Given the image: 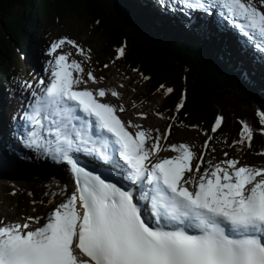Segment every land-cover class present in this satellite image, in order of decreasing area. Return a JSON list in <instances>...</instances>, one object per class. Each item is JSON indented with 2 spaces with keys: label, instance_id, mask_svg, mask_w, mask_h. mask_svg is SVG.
Instances as JSON below:
<instances>
[{
  "label": "snow or ice",
  "instance_id": "obj_1",
  "mask_svg": "<svg viewBox=\"0 0 264 264\" xmlns=\"http://www.w3.org/2000/svg\"><path fill=\"white\" fill-rule=\"evenodd\" d=\"M160 2L207 10L204 0ZM213 3L264 49V0ZM65 44L84 54L76 41L62 38L51 44L48 55ZM117 53V59L124 58L126 48ZM50 75L47 84L39 81L42 94L32 93L36 99L27 117L32 131L23 143L67 164L77 191L43 217L0 219V264H264V167L228 159L209 161V169L201 171V163H193L196 153L185 143L170 146L175 156L152 160L155 152L168 150L161 145L166 134H131L128 127L142 126L122 121L117 115L126 111L122 105L99 99L109 95L105 88L87 87L88 81L98 84L103 77L85 72L81 62H69L64 54L54 56ZM173 92L166 88L167 94ZM110 95L119 98L120 92L113 89ZM185 100L182 95L177 110ZM224 121L218 115L211 131L217 132ZM259 121L264 125V111ZM253 137V128L244 123L234 143L251 147ZM81 152L110 165L117 178L81 166L74 155ZM121 179L137 189L125 187Z\"/></svg>",
  "mask_w": 264,
  "mask_h": 264
},
{
  "label": "trees",
  "instance_id": "obj_2",
  "mask_svg": "<svg viewBox=\"0 0 264 264\" xmlns=\"http://www.w3.org/2000/svg\"><path fill=\"white\" fill-rule=\"evenodd\" d=\"M149 2L0 0V120L3 104L18 91L19 72L26 67L24 60L50 49L64 28L82 22L101 44L95 64L91 62L93 69L102 70L108 60L117 57V49L126 48L118 66L142 79L147 77L144 80L149 95L163 94L158 113L173 128L201 134L208 142V152L212 149L214 153H228L239 146L234 142L240 139L243 124L247 123L254 131L248 154L254 159L264 157L259 154L264 152V125L259 121V114L264 111L263 91L246 78L240 62L228 56L224 39H217L195 23L183 24L185 32L177 24L173 27L156 21L146 13L155 14ZM89 42L94 43L91 39ZM168 87L174 92L167 94ZM182 95L186 96L185 106L177 110ZM218 115L224 116L225 121L213 133ZM8 132V126L3 132L0 125V144L6 149ZM32 156L27 151L22 156L23 165L31 166ZM33 198L26 191L18 193L15 210L19 216L28 214L27 203Z\"/></svg>",
  "mask_w": 264,
  "mask_h": 264
},
{
  "label": "rangeland",
  "instance_id": "obj_3",
  "mask_svg": "<svg viewBox=\"0 0 264 264\" xmlns=\"http://www.w3.org/2000/svg\"><path fill=\"white\" fill-rule=\"evenodd\" d=\"M154 3H156L158 6L162 4L160 0H152ZM257 4H259L260 0H254ZM164 4V3H163ZM179 4L172 5L171 3L166 4L167 7H169L170 10H175L176 6ZM261 11H264V7H261ZM190 12V9H188ZM165 18V17H164ZM163 22H166L164 20ZM173 22V21H172ZM87 25H85L82 22H75L71 25L67 26L63 29L61 32V36H58V39L62 38H69L82 47L84 49V54L79 55L77 53V49L73 48L71 45L65 44L61 49H58V54H64L68 55L70 60H76L78 62H81L82 65H87L92 69V66L89 61L95 64V54L97 53L98 48H100V41L96 40L94 38V32L92 29H88ZM59 35L58 33H56ZM89 39L94 41V43H90ZM242 48V47H240ZM30 58H26L25 64L26 67H30ZM120 59L108 60V67L103 68L101 70L102 76L104 77V81L98 84H93L91 81H88V86L91 89H99L101 87L105 88V90L109 93L104 99L108 103H111L115 105L117 108H119L121 105L125 108L126 111L121 112L126 118H128V122H131L133 124H140L142 126L139 130H146L149 133L150 137H155L161 134H166V137L168 136V127H170V123L166 120L162 119L159 116V113L157 112V108L160 105V101L164 98L163 94H148L147 93V82L142 79L140 75H138L135 72H128L126 70H123L118 66ZM37 64H33V68H36ZM88 69H85V72H87ZM19 75H21L20 79H24L28 83L31 84L35 82L36 78L30 82V77L26 78V74L23 75V72H19ZM25 77V78H24ZM101 76H99L100 78ZM256 83L252 81V83L259 84L260 82L256 80ZM123 84L124 87L121 88L120 85ZM27 88V87H26ZM115 89L116 91L120 92V97H112L110 95L111 90ZM158 96V97H157ZM104 101V102H105ZM156 107V108H155ZM120 113V112H119ZM141 114L146 115V119L141 118ZM205 140L201 136V134L197 133L196 131H189L181 128L174 127L172 131V135L169 137L167 143L164 139L161 141V145L166 148V146L169 147L172 144H189L193 150L194 153H196V159H194V163H198L199 157H203V161L201 164V171L209 169V161L212 164H218L222 163L223 161H226L228 159H238L241 161L242 164H248L253 165L257 167H264V157L259 159H254L249 156L248 154V146L247 142L244 144H240L237 148H235L233 151L226 153L217 152L214 153L211 150L206 153V156H203L204 153V147L203 142ZM151 143V140H150ZM149 143V144H150ZM161 152H163L162 156H169L174 155L172 153L171 149L170 151H159L155 152L152 157L161 155ZM20 154V151L18 152ZM41 155V154H40ZM39 155V156H40ZM35 155L31 159L35 160V163L33 166L36 165V170L31 167L24 166L18 157H13L7 155L6 158L3 157V159H0V163L3 165H7V169L0 168V195L4 192V194L0 197V219L7 222H22V218L16 213L15 210V197L8 198V195L6 194L7 191L10 190V187L12 186V182L14 181L13 178L18 180V183L21 185L22 188L27 187L30 190V193L34 197V192L36 193V197L32 199V201H28V214L27 217H43L45 214L50 213L54 208L64 202V200L71 196V192L68 190H62L61 188H56V190H61L58 192L56 198L54 200L50 199L47 196L45 181L48 179V183H50L52 180L54 181L53 177L47 176V165L50 164V157L42 156L39 157ZM12 158V159H11ZM9 160L17 161V168L18 173L21 174L22 177L18 176V173L16 172V169L12 164L9 162ZM55 167H57V163L54 162ZM20 165V166H19ZM6 166V167H7ZM54 167V168H55ZM9 168L13 170L10 172ZM14 168V169H13ZM22 169V170H21ZM38 172V173H36ZM12 174V175H11ZM55 184V183H54ZM58 186V185H56ZM54 188V186H52ZM23 189V191L27 190ZM48 188V186H47ZM52 188V189H53ZM6 191V192H5ZM42 198V200H49L45 206H40L38 204V199ZM35 202V203H34Z\"/></svg>",
  "mask_w": 264,
  "mask_h": 264
},
{
  "label": "bare ground",
  "instance_id": "obj_4",
  "mask_svg": "<svg viewBox=\"0 0 264 264\" xmlns=\"http://www.w3.org/2000/svg\"><path fill=\"white\" fill-rule=\"evenodd\" d=\"M177 7V6H176ZM173 11V10H172ZM34 75L35 74H33L31 77H30V80H34L35 78H34ZM250 78V80L251 81H254L255 83H256V81H255V78H251V77H249ZM106 102V101H105ZM108 102V101H107ZM48 138H52V137H48ZM38 156V155H37ZM7 157V156H6ZM35 158V157H34ZM12 159V158H11ZM51 161H50V164L48 163V165H47V172H48V175L50 174V172H51V170H53V169H55L56 170V172L57 173H59L58 172V170L60 171V169H62L61 167L62 166H64V164H62V165H60V166H58L57 165V167H55V164H54V160L53 159H50ZM9 162L10 163H12V164H14V165H16L17 166V164L16 163H18L17 161H14V160H9ZM58 164V163H57ZM7 165H2V164H0V168H2V169H7L8 168V166L6 167ZM20 166V165H19ZM55 167V168H54ZM14 169V168H13ZM65 169H66V167H65ZM9 170H10V172H12L13 170L11 169V168H9ZM22 170V169H21ZM63 170V169H62ZM61 170V172H60V174L61 175H63V177L64 178H66V173L64 172V170L62 171ZM54 179V178H53ZM56 184H58V185H63V184H65L64 182H63V179L61 178V179H59L58 178V174H57V178H56ZM66 185V184H65ZM52 186H54V183H52ZM53 188V187H52ZM67 190H69V189H67Z\"/></svg>",
  "mask_w": 264,
  "mask_h": 264
}]
</instances>
